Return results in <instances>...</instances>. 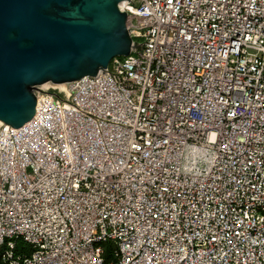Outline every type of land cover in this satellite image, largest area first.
<instances>
[{
  "label": "built area",
  "instance_id": "1",
  "mask_svg": "<svg viewBox=\"0 0 264 264\" xmlns=\"http://www.w3.org/2000/svg\"><path fill=\"white\" fill-rule=\"evenodd\" d=\"M122 9L128 55L0 121V264H264V0Z\"/></svg>",
  "mask_w": 264,
  "mask_h": 264
},
{
  "label": "water",
  "instance_id": "2",
  "mask_svg": "<svg viewBox=\"0 0 264 264\" xmlns=\"http://www.w3.org/2000/svg\"><path fill=\"white\" fill-rule=\"evenodd\" d=\"M131 0H0V121L17 129L40 106L36 86L102 72L130 52Z\"/></svg>",
  "mask_w": 264,
  "mask_h": 264
},
{
  "label": "trees",
  "instance_id": "3",
  "mask_svg": "<svg viewBox=\"0 0 264 264\" xmlns=\"http://www.w3.org/2000/svg\"><path fill=\"white\" fill-rule=\"evenodd\" d=\"M104 252L106 257L109 259L111 258V252H112V243H104ZM18 252H25V253H30V247L24 243L23 240L17 239L16 240V253Z\"/></svg>",
  "mask_w": 264,
  "mask_h": 264
},
{
  "label": "rangeland",
  "instance_id": "4",
  "mask_svg": "<svg viewBox=\"0 0 264 264\" xmlns=\"http://www.w3.org/2000/svg\"><path fill=\"white\" fill-rule=\"evenodd\" d=\"M51 88V87H54V88H56V87H58V86H56V85H53V84H49V85H47V86H43V88L44 89H47V88ZM55 91H58V89H55ZM59 92V94L63 97L64 96V94L62 93V92H60V91H58Z\"/></svg>",
  "mask_w": 264,
  "mask_h": 264
},
{
  "label": "bare ground",
  "instance_id": "5",
  "mask_svg": "<svg viewBox=\"0 0 264 264\" xmlns=\"http://www.w3.org/2000/svg\"><path fill=\"white\" fill-rule=\"evenodd\" d=\"M50 83H45V84H43V86H47V85H49ZM56 86H58V87H60V88H65V84H58V85H56Z\"/></svg>",
  "mask_w": 264,
  "mask_h": 264
}]
</instances>
